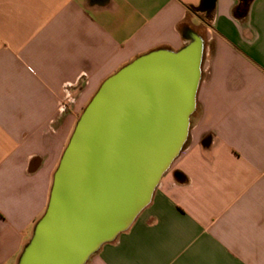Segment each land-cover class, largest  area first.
<instances>
[{
    "label": "crops",
    "instance_id": "0c3cea01",
    "mask_svg": "<svg viewBox=\"0 0 264 264\" xmlns=\"http://www.w3.org/2000/svg\"><path fill=\"white\" fill-rule=\"evenodd\" d=\"M242 2L0 0V264L18 263L101 84L181 49L190 31L205 54L188 142L149 206L87 264H264V0L246 16Z\"/></svg>",
    "mask_w": 264,
    "mask_h": 264
},
{
    "label": "water",
    "instance_id": "95a60500",
    "mask_svg": "<svg viewBox=\"0 0 264 264\" xmlns=\"http://www.w3.org/2000/svg\"><path fill=\"white\" fill-rule=\"evenodd\" d=\"M204 54V39L190 31L181 49L141 55L101 84L17 264H87L129 230L188 142Z\"/></svg>",
    "mask_w": 264,
    "mask_h": 264
},
{
    "label": "trees",
    "instance_id": "16d2710c",
    "mask_svg": "<svg viewBox=\"0 0 264 264\" xmlns=\"http://www.w3.org/2000/svg\"><path fill=\"white\" fill-rule=\"evenodd\" d=\"M251 2H252V0H243V2L239 5L238 10L242 16L247 15ZM189 9L193 12H197L199 10V8H197V7H189ZM185 29H186V25L185 24L181 25V31L184 32ZM177 180L180 183H185L187 178L184 174L177 173Z\"/></svg>",
    "mask_w": 264,
    "mask_h": 264
},
{
    "label": "rangeland",
    "instance_id": "374dc122",
    "mask_svg": "<svg viewBox=\"0 0 264 264\" xmlns=\"http://www.w3.org/2000/svg\"><path fill=\"white\" fill-rule=\"evenodd\" d=\"M94 97V96H93ZM89 104V103H88Z\"/></svg>",
    "mask_w": 264,
    "mask_h": 264
},
{
    "label": "built area",
    "instance_id": "2783aa9c",
    "mask_svg": "<svg viewBox=\"0 0 264 264\" xmlns=\"http://www.w3.org/2000/svg\"><path fill=\"white\" fill-rule=\"evenodd\" d=\"M72 101V100H71Z\"/></svg>",
    "mask_w": 264,
    "mask_h": 264
}]
</instances>
